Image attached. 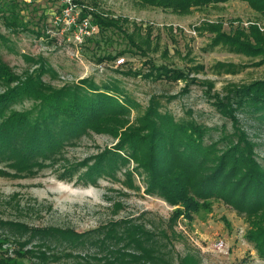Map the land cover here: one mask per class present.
<instances>
[{
  "label": "rangeland",
  "instance_id": "1",
  "mask_svg": "<svg viewBox=\"0 0 264 264\" xmlns=\"http://www.w3.org/2000/svg\"><path fill=\"white\" fill-rule=\"evenodd\" d=\"M93 13L127 22H118L119 28L98 29ZM218 22L226 33L250 24L264 30L261 17L239 0L186 16L131 0H0V60L19 81L41 74L45 85L54 89L82 79L116 87L131 102V122L155 98L162 112L207 126L215 140L220 134L231 135L234 128L211 101L224 97L232 86L264 79V64L255 65L259 58L211 47L213 35L197 30L203 23ZM121 58L123 63L117 65ZM229 65L233 68L227 69ZM158 67L182 71L185 77L153 79L149 74ZM6 88L0 79V94ZM31 105L25 99L12 108L22 111ZM240 119L243 131L256 145L257 159L264 164V125ZM116 143L110 135L89 132L66 145L56 164L32 176L14 175L15 170L0 162V218L78 232L122 217L145 215L167 220L174 207L147 195L136 176L134 182L140 189H126L123 168L117 171L116 181L99 178L96 185L84 184L78 175L72 181L61 178L64 168ZM133 166L130 163L128 168ZM114 204L119 208L115 210ZM207 207L191 221L179 219L176 230L182 239L174 243L177 255L199 254L201 264H264L245 237L244 219L220 200L208 201ZM1 247L9 252L14 248L12 243Z\"/></svg>",
  "mask_w": 264,
  "mask_h": 264
},
{
  "label": "trees",
  "instance_id": "2",
  "mask_svg": "<svg viewBox=\"0 0 264 264\" xmlns=\"http://www.w3.org/2000/svg\"><path fill=\"white\" fill-rule=\"evenodd\" d=\"M131 1L186 16L230 0ZM239 1L264 21V0ZM118 22L127 20L93 13L98 29L119 28ZM197 30L213 35L211 47L259 58L256 66L264 64V30L259 26H238L226 33L218 22L203 23ZM154 72L149 76L159 80L185 77L182 71L163 67ZM0 79L7 87L0 94V162L15 170L14 175L32 176L53 166L66 145L89 132L107 134L117 139L112 148L64 168L61 178L72 181L78 175L84 184L96 185L99 178L116 181L117 171L123 168L126 189H140L134 182L136 176L147 195L174 207L167 220L122 217L83 232L0 218V264H201L199 254L177 255L174 243L182 234L176 226L181 218L193 220L210 200L222 201L244 219L245 237L264 260V164L257 159L256 145L240 121L242 116L264 125V79L232 86L224 97L211 101L234 128L231 135L220 134L215 140L207 126L162 112L155 98L131 122V102L113 86L82 79L54 89L45 85L41 74L19 81L1 60ZM25 99L31 101L30 108H12ZM130 163L134 164L131 169ZM80 167L86 170L80 172ZM119 206L114 204L115 210ZM11 243V252L2 249Z\"/></svg>",
  "mask_w": 264,
  "mask_h": 264
},
{
  "label": "built area",
  "instance_id": "3",
  "mask_svg": "<svg viewBox=\"0 0 264 264\" xmlns=\"http://www.w3.org/2000/svg\"><path fill=\"white\" fill-rule=\"evenodd\" d=\"M122 63H123V59H122V58L117 60V65H120V64H122ZM219 243H221V241H220ZM218 245H219V244H218ZM219 246H220V245H219Z\"/></svg>",
  "mask_w": 264,
  "mask_h": 264
}]
</instances>
